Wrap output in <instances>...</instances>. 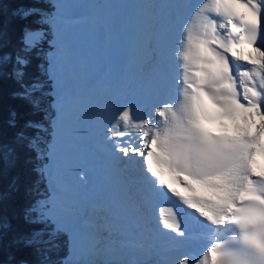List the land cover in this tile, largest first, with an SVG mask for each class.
<instances>
[{
  "label": "snow or ice",
  "instance_id": "snow-or-ice-1",
  "mask_svg": "<svg viewBox=\"0 0 264 264\" xmlns=\"http://www.w3.org/2000/svg\"><path fill=\"white\" fill-rule=\"evenodd\" d=\"M73 7L44 0L24 8L19 15L32 24L13 52L4 51L11 40L0 28V76L15 80L19 90L13 95L33 117L3 154L14 162L20 151L29 153L33 171L48 184L26 215L44 227L18 243L41 254L58 252L67 232L77 251L79 232L69 221L87 211L74 194L60 190L56 168L73 103L57 72L69 55ZM179 7L189 15L173 48L171 95L115 105L101 123L104 146L112 161L138 169L139 181L154 195L170 194L181 205L175 212L161 209L163 227L180 238L177 244L198 242L201 250L171 264H264V170L254 167L264 156V0H199ZM149 55L162 63L166 49L158 43ZM8 122L17 127L18 113L10 112ZM164 171L183 191L169 184ZM186 221L200 231L190 232ZM41 264L58 262L45 256Z\"/></svg>",
  "mask_w": 264,
  "mask_h": 264
},
{
  "label": "bare ground",
  "instance_id": "bare-ground-1",
  "mask_svg": "<svg viewBox=\"0 0 264 264\" xmlns=\"http://www.w3.org/2000/svg\"><path fill=\"white\" fill-rule=\"evenodd\" d=\"M148 1L145 2L146 5L149 3ZM174 2H177L179 5H181L186 2L198 3L199 0H166L164 2L163 6H161V9H163V12L167 7L169 6H173V7L169 11H167L168 16H169L167 20L168 22L165 21L164 15H162L161 17L163 19L162 23H164L163 33H165L164 34L165 36L163 39L159 40L160 42L154 41L155 36L157 35L153 34V31L155 32L156 30L157 31L155 33L158 34L159 27L153 26L152 24L153 18H150L147 11L145 12L144 9L138 10L140 11V13H143V14H136L137 12L133 8L136 5L131 4L129 6L124 7L125 8L124 11L129 12L126 18L121 19V14L118 15V18H116L114 15L115 28L118 30L116 35H120L119 31H121V29L123 30V27L124 28L127 27L129 29L127 33L128 35H126V37L124 35L125 38L124 37L120 38L122 39V42H120L119 44V47L120 45L121 47H120L119 52L117 53L118 58H116L115 67L109 61H107L105 57H103L104 59L102 61L95 62L93 66L90 67V69L88 70V73H86V77L80 73L81 71L79 72V75L76 76V78H80V77L84 78V81L88 85L89 90H91L89 91L91 94L100 93L99 96H102L103 98L105 95L110 96L109 98L107 97L106 99L107 101L105 100L107 103H105L104 105V112L102 114H97L96 115L97 117L101 118L102 116L106 115V118H107L110 110L114 107L113 105H117L118 103H120L121 101L125 99L151 101L154 99L168 98L171 95L172 93L171 75L174 74L175 69H174L173 58H172L173 45H167V44L172 43L171 34L180 30L179 29L180 24L184 20H186L189 15L185 10L184 12L183 11L181 12V8L179 7V5L173 4ZM134 4L136 3L134 2ZM148 6L149 5H147V7ZM158 7L160 8V4ZM171 10H174L177 16L176 22L174 24H171L169 22V19L171 17L169 12ZM71 13L78 14L79 11L77 7H73L71 10ZM151 14L153 15L154 12H152ZM137 17L140 20V23L142 25L139 31L136 25ZM148 31L150 33L152 32L151 33L153 34L152 37H149L150 35ZM175 34L177 36L179 35L178 32H176ZM96 35L98 37L97 40L100 41L99 39L101 38V33L98 32V30H96ZM105 37H108L107 33H104V37H103L104 40H105ZM119 37L120 36H118V38ZM158 43H161L163 46L166 43V47L164 46V48L166 49V56L162 63H157L154 60V58L151 55H149V51L156 49ZM137 46L140 48H136ZM141 56L145 58V60L142 62L139 61V58ZM130 59L131 61L134 60V62L135 61L138 62L137 64L144 71L149 69L150 67H153L150 64L152 62L155 65L154 67H156V65L159 67V64H161L163 68L166 67L169 70H171V72L168 73L169 76H167V78H164L162 75L161 77H158L157 73L153 72L151 74V79L153 81H156V83L159 84L160 86L154 83L146 82L148 89L147 90L144 89V91H140L137 94H134L135 92L131 91V89L124 90V89H127V87L132 86V85H129L125 87V84H127L129 80V79L126 80L125 78L127 77V75H129V73L126 72L123 74L125 66L126 64H128V61ZM241 63H242V67H250L249 65L246 64V62H241ZM114 68L116 69V71H118V73L122 77V81L118 83L119 79L115 80L117 82V83L115 82L117 87L114 85L115 88L111 91V93L108 92L107 90H105L106 92H103L102 90L103 83H105L106 79H109V78L111 79L109 81L110 82L109 85L111 84V82H114V78H115V77L113 78L114 74L110 75V71ZM161 72H162V69H161ZM161 84L165 85L163 89L159 88L161 87ZM120 87H121V90H120ZM84 88L86 89V86ZM116 88H118L119 92L121 91V93L117 92ZM147 91H148V94L146 93ZM95 111L96 109L94 107V104H92L90 100L86 104H84L82 101L81 102L73 101V103L70 105L68 109V114H67L66 129L68 128L70 132L74 131V134L72 135V137H69L65 133L64 140L66 144L70 143V148L68 151L71 150L72 152H75L74 154L71 153L72 155L71 154L69 155L68 152H65L66 153L65 158H67L68 163H70L67 168H70L69 166L73 165L71 162H74V164H81V166L83 167L81 168V170H78L79 168H77L76 166L75 167L76 170L74 169L75 170L74 171L72 169L73 172L69 171V174L73 178V181L76 175H81L83 179L82 180L80 179L76 183V185H74V183L73 184L71 183V187L68 186V190L70 191L69 192L67 191L66 193L65 192L64 193L74 194L75 199L78 202V205L86 208L87 210L86 214L82 216H78L74 214L70 218V220H73L75 222V224L73 223L74 227L79 229L78 232H79V238H80V245L77 251L75 252L73 251V254H74L73 259L69 261L67 264H171V262L174 261L175 259L166 257V256H169V251L171 249L175 247L182 248L180 251L181 255L186 252H192L193 249L191 245L192 244L196 245L197 243L190 242V243H185L183 245H180L176 243L177 238H175L174 242L172 243V246L167 249L162 247L160 243L157 244L156 242L152 246L143 249L147 253L150 251L146 260L143 261L139 258H136L135 254L128 251L127 246L132 245V244H129L128 242H126V244H120L116 246L118 241H116V238L113 237V234L116 233V231L121 232V229L119 227L123 226V224L119 222L118 220L116 221L114 220L110 222L109 220L110 217L108 214H110L111 212L114 211L117 216H119L120 213L122 214V212L123 214H125L126 219L124 223V229L128 233L129 225L133 222L134 217L137 219L136 221H139V218L141 219L146 218L148 223L149 222L153 223L155 227H158V223H156V220L160 221L164 219V216L161 215V209H171L168 206V202L170 205V203L174 201L175 208L172 209L173 212H175L178 207H181V205H179L177 201L170 199L169 197H165L164 195H162L161 197V195H159L160 202H161V208H160V202L158 201L154 202V200L152 201L148 200L147 202L148 209H146V208H141V205H138L137 201L134 202L132 199H130L129 196H127L126 194L127 185L126 184L128 182H126L122 176V174L125 173L126 170L124 171L122 169L120 171L121 164H117L114 161H112L104 144L102 147L101 145V143L103 142L102 136L100 138L99 137L95 138L96 137L95 134H90L88 136L86 135L85 138L81 136L84 126L85 125L87 126L89 124V121L87 120L88 119L90 120L91 118L90 115L93 114V112ZM256 123H259V119L256 120ZM76 133H77V136H76ZM81 149H83L84 152L80 153V155L76 154V151H74V150H81ZM89 151L91 152L93 151V153L89 154ZM81 155H83L84 158L79 157ZM254 167L257 171L264 170V160L261 163L256 162ZM74 172H75V175H74ZM133 174L137 175L136 172H133ZM146 189L148 191L151 190L149 186H147ZM60 190H62V188ZM137 192L140 196L141 191L139 190L138 187H137ZM81 197H83L84 200L80 203L78 199H80ZM144 202L146 201L144 200ZM144 211L147 212V216L143 214ZM118 219L120 220L121 218L119 217ZM101 223L105 225L103 229L97 227V225ZM192 229L194 230V232L199 230L195 225H194V228ZM100 231L103 232V235L99 234ZM127 233H124L122 235H126ZM99 238L100 239L104 238V242H103L104 244L102 243V241L100 242L103 245V247H101L100 249V251L103 252V255H101V257H99V255L95 253L96 251L95 243H97ZM157 238H158L157 235L154 234V239L157 240ZM132 239H135V238H132ZM111 240L113 243L112 246L109 243ZM86 250H88V252H86ZM125 258L127 259L125 260Z\"/></svg>",
  "mask_w": 264,
  "mask_h": 264
},
{
  "label": "rangeland",
  "instance_id": "rangeland-1",
  "mask_svg": "<svg viewBox=\"0 0 264 264\" xmlns=\"http://www.w3.org/2000/svg\"><path fill=\"white\" fill-rule=\"evenodd\" d=\"M146 1H148V0H66V2L70 3L74 7H77L79 13L78 14L71 13V19H70V22L67 26V31H68V35H69V55H68L67 60H61L58 62L57 72H58V75L62 79L65 94L67 96H69L72 101H74V102H76V101L81 102L82 101L84 104H86L90 100L91 103L94 104V107L96 109V111L93 112V114H95V115L91 114L90 120L89 119L87 120V121H89V124L87 126L85 125L86 127L84 126V128H83L82 133L84 136L81 133V136L83 138H85L86 135L88 136L90 134H95V136H96L95 138L101 137V133H100L101 124L100 123L106 121V115L102 116L101 118L97 117L96 115L102 114L104 112V105H105V103H107L106 99H107V97L109 98L110 96L105 95L103 98L102 96H99L100 93L99 94L98 93L97 94H91L89 92L91 90H89L88 85L84 81V78H82V77L76 78V76L79 75V72L81 71L80 73L86 77V73H88V70L90 69V67L93 66V64L95 62L102 61L104 59L103 57H105V59L107 61H109L111 64H113L115 67L116 58H118L117 53L119 52L120 47H121V45L119 47V44H120V42H122V39H120V38L124 37V35L126 37V35H128L127 34L128 31H129V29L127 27L126 28L123 27V30L121 29V31H119L120 35H116L118 30L115 28V17L118 18V15L121 14V19L126 18L127 14L129 13L128 11H126V12L124 11L125 10L124 7H126V6H129L131 4L136 5L133 7L134 10L137 12L136 14H143V13H140V11H138V10L144 9L145 12L147 11L150 18H153L152 19L153 20L152 21L153 26L159 27L158 34L155 33L157 30L155 32L153 31V34L157 35V36H155L154 41H159V40L164 38V36H165L164 35L165 33H163L164 32V23H162L163 19L161 17H162V15H164L165 21H167L168 17H169L167 11H169L173 6L167 7L163 12V9H161V6H163V4L166 0H149L148 1L149 3L147 4V5H149L148 7L145 4ZM134 2L136 4H134ZM159 4H160V8L158 7ZM173 4L179 5L177 2H174ZM138 8H140V9H138ZM182 11L184 12V9L181 8V12ZM152 12H154V14H153L154 17L151 14ZM158 13H159V15H158ZM114 15H115V17H114ZM136 25H137L138 31H139V29L142 25H141L138 17L136 19ZM96 30H98V32L101 33V38L99 39L100 41L97 40L98 37L96 35ZM176 32L179 33L180 30H178ZM104 33L108 34V37H105V40L103 39ZM151 33L149 32V35H150L149 37H152L153 34H151ZM175 33L171 34L172 43L167 44V45H173V48H174L175 40L177 37V35ZM118 36H120V37L118 38ZM159 44H161V43H159ZM164 46L166 47V43L164 44ZM136 48H140V47L137 46ZM144 60H145V58L143 56H141L139 58V61H141V62ZM137 63L138 62H136V61L134 62V60L131 61V59H130L128 61V64H126V66H125V69H124L125 72L123 71V74L126 72L129 73V75H127V77L125 78L126 80L129 79L127 84H125V87H127L129 85H132L133 87L129 86V87H127V89H124V90H130L131 89V91L135 92L134 94H137L140 91H144V89L145 90L148 89L147 83H154V84L160 86L159 84L156 83V81H153L151 79V74L153 72H156L157 76L161 77V69H163V66H161V64H159V67L157 65H156V67H154L155 66L154 63L151 62L150 64L153 67H150L149 69L144 71L140 68V66ZM169 71L171 72V70H169ZM111 74H114L113 75V78L115 77L114 82H111V84L109 85V83H110L109 81L111 79L110 78L106 79L105 83H103V88H102L103 92H106L105 90H107L108 92L111 93V91L115 88V86L117 87V85L115 84V82H116L115 80L119 79L118 83H120L122 81V77L120 76L118 71H116L115 68L110 71V75ZM126 80H125V82H126ZM107 85H108V87H107ZM85 86H86V89L84 88ZM164 86H165L164 84H161V87H159V88L163 89ZM53 88L55 89V85H53ZM98 88H100V87H98ZM118 88H119V86H118ZM118 88H116L117 92H119ZM120 90H121V87H120ZM119 93H121V91ZM146 93L148 94V91ZM53 96H55V91H53ZM95 104H97V105H95ZM113 106H115V105H113ZM99 120H100V122H99ZM66 130L67 131H65V133L69 137H72V135L74 134V131L70 132L68 130V128ZM76 136H77V133H76ZM103 144L104 143L102 142L101 143L102 147H103ZM69 148H70V143L66 144L65 140L63 139L62 142L60 143L59 147H58V156H57V161H56V168L59 169L60 189L62 188L61 191L65 192V193L67 191L68 192L70 191V190H68V186L71 187V183L72 184L74 183V185H76V183L80 180L78 177H81V175H76L74 178V181H73V178L70 176L69 171L73 172V170L75 169L76 166H77V168H79L78 170H81V168H83L81 166V164H74V162H71L73 165L69 166L70 168H67L70 163H68L67 158H65V155H66L65 152H68L69 155L71 153L72 154L75 153V152H72L71 150L68 151ZM74 151H76V154H79V155H80V153L84 152L83 149L74 150ZM79 157L84 158L83 155H81ZM74 175H75V172H74ZM45 182H46V185L48 188L47 181H45ZM48 193H49V195L51 194L50 189H48ZM135 197L136 196H134V198ZM78 200L81 203L84 199H83V197H81ZM109 211H110V209H109ZM108 215L110 217V219H109L110 222H112L114 220L115 221L118 220L119 222H121L123 224V226L119 227L121 229V232L118 233V231H116V233L113 234V237H115L116 239H121L122 236H124L122 234L127 233V231H125V229H124V223H125V219H126L125 214H123V212H122V214L120 213V215L117 216L116 213L113 211ZM119 217L121 218L120 220L118 219ZM134 222L135 221H133V223ZM73 223L75 224V222L73 220H70L69 221V227H74ZM78 231H79V229H78ZM102 231H100L99 234L103 235ZM130 232H131V228L129 227L128 233H130ZM71 235L72 234L70 232H67L68 253H67L66 258H64V260L62 261L63 264H67L69 261H71L73 259L74 254H73V247H72V242H71ZM101 241L103 243L104 238H102V239L99 238L97 243H95V248H96L95 253L97 255H99V257H101V255H103V252L100 251L101 247H103V245L100 243ZM109 243L112 246V244H113L112 240ZM86 252H88V250H86ZM76 257H77V255H76ZM118 257H120V256H118ZM126 259L127 258H125V260Z\"/></svg>",
  "mask_w": 264,
  "mask_h": 264
},
{
  "label": "trees",
  "instance_id": "trees-1",
  "mask_svg": "<svg viewBox=\"0 0 264 264\" xmlns=\"http://www.w3.org/2000/svg\"><path fill=\"white\" fill-rule=\"evenodd\" d=\"M44 0H0V28L7 31L11 45L4 51L13 52L19 45L20 37L32 20L19 13L34 4H43ZM35 71V64L30 70ZM19 85L9 76H0V264H41L45 256L59 262L68 253V237L63 234L60 250L52 253H38L26 248L18 240L43 224L32 223L26 219L29 206L38 198H44L47 185L40 181L33 171L30 154L20 151L15 161L7 158L3 152L15 143V136L27 119L33 118L27 104L15 97ZM18 113L19 124H9V113ZM49 194V193H48Z\"/></svg>",
  "mask_w": 264,
  "mask_h": 264
}]
</instances>
